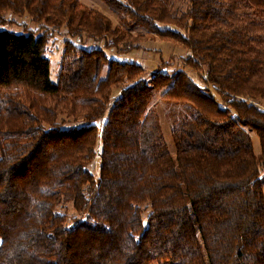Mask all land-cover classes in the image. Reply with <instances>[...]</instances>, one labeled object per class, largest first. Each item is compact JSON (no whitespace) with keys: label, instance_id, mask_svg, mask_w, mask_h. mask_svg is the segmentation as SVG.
<instances>
[{"label":"trees","instance_id":"1","mask_svg":"<svg viewBox=\"0 0 264 264\" xmlns=\"http://www.w3.org/2000/svg\"><path fill=\"white\" fill-rule=\"evenodd\" d=\"M100 1L133 27L78 0H0V23L36 26L0 29V264H264V0ZM150 35L187 48L225 106L184 71L142 78L105 52ZM158 90L191 116L171 129L174 155L149 108Z\"/></svg>","mask_w":264,"mask_h":264},{"label":"rangeland","instance_id":"2","mask_svg":"<svg viewBox=\"0 0 264 264\" xmlns=\"http://www.w3.org/2000/svg\"><path fill=\"white\" fill-rule=\"evenodd\" d=\"M80 3L94 8L107 17L111 19L114 25H122V26H129L133 25V22L127 18V17H121L117 15L116 13L112 12L102 1L100 0H78ZM182 7V5L180 6ZM5 18L8 20V23H0V29H6V28H13L15 30H21V28L24 26V29H30L34 30L36 28L35 24L29 22L25 18H17L12 16L10 13L5 15ZM11 19L15 21L14 23L11 22ZM129 23V24H128ZM128 24V25H127ZM130 27V26H129ZM131 26L130 28H132ZM138 31H145L142 27L138 25H134V28L132 29V32L134 34L138 33ZM63 37L61 32H56L52 36V38L49 40L47 45V51L46 55L50 59L52 73L51 77L52 79H56L57 75V65L60 59L61 50L63 47ZM77 43H81L84 45V47H100L101 43L94 44L90 40H83L79 41L78 39L74 40ZM138 47L136 49H132L127 53H121L118 55L114 52V50L105 49V52L108 53L109 57H118L120 60H126L130 61L128 59L131 58V61L140 64L143 69L144 73L142 75V78H148L152 73L156 72L157 70L161 69L164 72L167 73H174L175 71H184L188 77H190L196 84H198L200 87H204L205 89H208L210 93L215 97V99L218 101V104L221 106H225L222 101L220 100V97L212 90V86L208 85L205 86L204 82L199 77L204 72L201 71V73L197 70H194L189 65L185 63V59L189 55V51L187 48H185L182 44L176 43L170 40L163 39L159 36H147L146 39L138 40ZM106 73V68H104L102 72V76H104ZM118 91L114 90L113 95H117ZM162 90H158L154 92V96L152 98L151 104L149 105V108H151V111L156 116L157 122L161 128L163 137L166 141V144L168 146L169 151L172 155L175 154V146L171 134V129L176 124L184 121L186 118H191V116L186 113L185 108L181 106L179 103H173L169 100L163 98L161 96ZM115 100V99H114ZM113 101V98L111 99V102ZM260 107H264V103L260 102ZM170 107L173 108L172 114H170L169 109ZM200 126L208 131L211 135H214L215 137H227L229 136L230 130L233 128L232 126H227L225 124H216L213 127H210L209 122H206L204 120H200ZM74 124H82V122H76L72 123L70 121H66L64 126L68 125H74ZM253 149L256 153L260 151V143L258 136L253 131H247ZM97 150L99 151V147L97 146ZM90 168L92 172L97 176V173L99 171V157H96L92 164L90 165ZM57 212L64 213L67 215V224L71 225L74 221V218L78 217L79 214L73 209L71 203H64L61 204L56 208ZM78 219V218H77Z\"/></svg>","mask_w":264,"mask_h":264},{"label":"crops","instance_id":"3","mask_svg":"<svg viewBox=\"0 0 264 264\" xmlns=\"http://www.w3.org/2000/svg\"><path fill=\"white\" fill-rule=\"evenodd\" d=\"M128 60H130V61H131V58H130V59H128Z\"/></svg>","mask_w":264,"mask_h":264}]
</instances>
